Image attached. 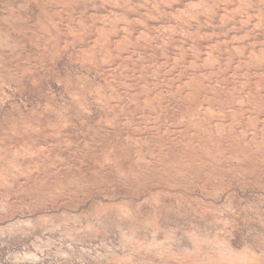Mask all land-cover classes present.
<instances>
[{
  "label": "rangeland",
  "instance_id": "1",
  "mask_svg": "<svg viewBox=\"0 0 264 264\" xmlns=\"http://www.w3.org/2000/svg\"><path fill=\"white\" fill-rule=\"evenodd\" d=\"M210 1L0 0V264H264V0Z\"/></svg>",
  "mask_w": 264,
  "mask_h": 264
},
{
  "label": "bare ground",
  "instance_id": "2",
  "mask_svg": "<svg viewBox=\"0 0 264 264\" xmlns=\"http://www.w3.org/2000/svg\"><path fill=\"white\" fill-rule=\"evenodd\" d=\"M52 1H53V0H52ZM96 1H97V0H96ZM120 1H122V0H120ZM124 1H125V0H124ZM137 1H139V0H137ZM154 1H157V0H154ZM179 1L181 2V4H183V3H185V2L188 1V0H179ZM197 1H198V0H197ZM202 1H203V0H202ZM204 1H205V0H204ZM209 1H210V0H209ZM213 1H214V0H213ZM223 1H224V0H223ZM225 1L228 2V3L226 2V4H231L230 6L232 7V6H233L232 4L235 3V2H236V3L239 2V3L247 4L246 2H247L248 0H225ZM225 1H224V3H225ZM86 2H87V1H86ZM104 2H105V4L107 3L106 1H104ZM104 2H102V3H104ZM109 2H110V1H109ZM109 2H108V3H109ZM113 2H114V1H113ZM117 2H118V1H117ZM133 2H134V1H133ZM133 2H131V3H132V4H135V3H133ZM141 2H142V1H141ZM172 2H173V1H172ZM182 2H183V3H182ZM194 2H195V1H194ZM207 2H208V1H207ZM210 2H211V1H210ZM249 2H250V1H249ZM252 2L254 3V1H252ZM263 2H264V1H263ZM89 3H90V2H88V4H89ZM92 3H94V2H92ZM102 3H101V4H102ZM108 3H107V4H108ZM115 3H116V1H115ZM123 3H124V2H123ZM188 3H189V2H188ZM192 3H193V2H192ZM201 3H202V2H201ZM203 3H204V2H203ZM217 3H218V2H217ZM217 3H216V4H217ZM219 3H220V2H219ZM236 3H235V4H236ZM250 3H251V2H250ZM50 4H51V3H50ZM90 4H91V3H90ZM112 4H113V3H112ZM112 4L109 5V7L111 6L110 9L112 8ZM118 4H119V3H118ZM120 4H121V3H120ZM132 4H131V5H132ZM170 4H171V3H170ZM178 4H180V3H178ZM190 4H191V2H190ZM205 4H206V2H205ZM212 4H213V3H212ZM212 4H211V5H212ZM222 4H223V3H222ZM226 4H225V6H226ZM53 5H54V4H53ZM96 5H97V4H96ZM103 5H104V4H103ZM135 5H136V4H135ZM164 5H165V4H164ZM188 5H189V4H188ZM201 5H202V4H201ZM209 5H210V4H209ZM220 5H221V4H220ZM242 5H243V4H241V6H242ZM249 5H251V4H249ZM252 5H253V4H252ZM263 5H264V4H263ZM50 6H51V5H50ZM62 6H63V5H62ZM66 6H67V5H66ZM84 6H85V5H84ZM104 6H105V5H104ZM106 6H107V5H106ZM115 6H116V4H115ZM170 6H171V5H170ZM180 6H182V5H180ZM180 6H179V7H180ZM205 6H207V5H205ZM205 6H204V7H205ZM225 6H224V8L227 9V7H225ZM238 6H239V5H238ZM241 6L238 7V10L241 9ZM254 6H255V4H254ZM69 7H70V6H69ZM116 7H117V6H116ZM129 7H130V5H129ZM133 7H135V6H133ZM138 7H139V6H138ZM138 7H137V8H138ZM145 7H146V6H145ZM177 7H178V6H177ZM182 7H183V6H182ZM187 7H188V6H187ZM189 7H191V6H189ZM204 7H203V8H204ZM231 7H228V8H231ZM51 8H52V7H51ZM89 8H90V6H89ZM96 8H97V7H96ZM104 8H105V7H104ZM106 8H107V7H106ZM127 8H128V7H127ZM153 8H154V7H153ZM191 8H192V7H191ZM203 8H202V9H203ZM205 8H207V7H205ZM210 8H211V7H209V9H210ZM213 8H214V7H213ZM215 8H216V7H215ZM217 8H218V7H217ZM222 8H223V7H222ZM222 8H220V10H221ZM233 8H234V7H233ZM233 8H231V9H233ZM248 8H249V7H248ZM256 8H257V7H256ZM260 8H261V7H260ZM260 8H259V9H260ZM91 9H92V8H91ZM93 9H94V8H93ZM112 9L114 10V7H113ZM112 9H111V10H112ZM117 9H118V8H117ZM146 9H147V8H146ZM209 9H208V10H209ZM231 9H230V10H231ZM243 9H244V8H243ZM46 10H48V9H46ZM99 10H101V9H99ZM99 10H98V11H99ZM108 10H109V9H108ZM113 10H112V11H113ZM152 10H153V9H151V11H152ZM154 10H155V9H154ZM170 10H172V9H170ZM212 10H215V9H212ZM218 10H219V9H218ZM222 10H224V9H222ZM228 10H229V9H228ZM233 10H234V9H233ZM236 10H237V9H236ZM236 10H234V11H236ZM124 11H125V10H124ZM126 11H127V10H126ZM128 11H129V10H128ZM130 11H131V10H130ZM132 11H133V10H132ZM132 11H131V12H132ZM134 11H135V10H134ZM148 11H149V10H148ZM159 11H161V10H159ZM163 11H164V9H163ZM191 11H192V10H191ZM191 11H189V12H191ZM197 11H198V10H197ZM197 11H196V12H197ZM209 11H210V10H209ZM234 11H233V12H234ZM259 11H260V10H259ZM76 12H78V11H76ZM92 12H93V11H92ZM114 12H115V11H114ZM135 12H136V11H135ZM135 12H133V13H135ZM140 12H141V11H140ZM140 12H139V13H140ZM154 12H155V11H154ZM166 12H168V11H166ZM176 12H177V11H176ZM179 12H180V11H179ZM193 12H194V11H193ZM210 12L213 13V11H210ZM215 12H216V10H215ZM223 12H224V11H223ZM227 12H228V14H230L231 11H230V12L227 11ZM227 12H226V14H227ZM238 12H239V11H238ZM52 13H53V12H52ZM79 13H80V12H79ZM105 13H106V12H105ZM121 13H122V12H121ZM121 13H120V14H121ZM146 13H147V12H146ZM173 13H174V12H173ZM199 13H200V12H199ZM208 13H209V12H208ZM251 13H252V12H251ZM256 13H257V12H256ZM46 14H47V13H46ZM87 14H88V13H87ZM91 14H92V13H91ZM120 14H119V15H120ZM124 14H125V13H124ZM142 14H143V13H142ZM149 14H150V13H149ZM153 14H154V13H153ZM155 14H156V13H155ZM161 14H162V13H161ZM161 14H160V15H161ZM167 14H168V13H167ZM191 14H192V13H191ZM214 14H216V13H214ZM218 14H221V11H220V13H218ZM223 14H224V13H223ZM228 14H227V15H228ZM259 14H260V13H259ZM127 15H128V13H127ZM147 15H148V14H147ZM163 15H165V14H163ZM181 15H182V14H181ZM185 15H186V14H185ZM249 15H250V14H249ZM83 16H85V15H83ZM87 16H88V15H87ZM94 16H95V15H94ZM124 16H125V15H124ZM157 16H158V15H157ZM191 16H192V15H191ZM198 16H199V15H198ZM215 16H216V15H215ZM223 16H224V15H223ZM229 16H231V15H229ZM96 17H97V16H96ZM98 17H99V16H98ZM130 17H132V16H130ZM224 17H225V16H224ZM88 18H89V17H88ZM88 18H87V19H88ZM101 18H102V17H101ZM107 18H108V16H107ZM107 18H106V19H107ZM151 18H152V17H151ZM153 18H155V17H153ZM183 18H184V17H183ZM201 18H203V17H201ZM212 18H213V17H212ZM218 18H219V17H218ZM221 18H222V17H221ZM228 18H230V17H228ZM54 19H55V18H54ZM89 19H90V18H89ZM108 19H109V18H108ZM177 19H178V18H177ZM191 19H192V18H191ZM194 19H195V18H194ZM224 19H227V18H224ZM236 19H237V18H236ZM66 20H67V19H66ZM90 20H91V19H90ZM93 20H95V19H93ZM112 20H113V19H112ZM143 20H144V19H143ZM187 20H188V19H187ZM207 20H208V19H207ZM133 21H134V20H133ZM139 21H140V20H139ZM180 21H181V20H180ZM210 21H211V20H210ZM244 21H245V20H244ZM76 22H77V21H76ZM91 22H92V21H91ZM136 22H137V21H136ZM241 22H242V21H241ZM86 23H87V22H86ZM114 23H115V22H114ZM180 23H181V22H180ZM195 23H196V22H195ZM199 23H200V22H199ZM199 23H198V24H199ZM220 23H221V22H220ZM223 23H224V22H223ZM229 23H230V22H229ZM261 23H262V22H261ZM261 23H260V24H261ZM64 24H65V23H64ZM110 24H111V23H110ZM125 24H126V23H125ZM139 24H140V23H139ZM139 24H138V25H139ZM141 24H142V23H141ZM143 24H145V23H143ZM184 24H185V23H184ZM215 24H216V23H215ZM218 24H219V23H218ZM232 24H233V23H232ZM243 24H244V23H243ZM135 25H136V24H135ZM174 25H175V24H174ZM213 25H214V24H213ZM237 25H238V24H237ZM253 25H254V24H253ZM66 26H67V24H66ZM83 26H84V24H83ZM88 26H89V25H88ZM90 26H92V25H90ZM184 26H185V25H184ZM208 26H209V25H208ZM215 26H216V25H215ZM233 26H234V25H233ZM69 27H70V26H69ZM86 27H87V26H86ZM93 27H94V26H93ZM93 27H92V29H93ZM131 27H132V26H131ZM192 27H193V26H192ZM200 27H201V26H200ZM202 27H203V26H202ZM255 27H256V26H255ZM263 27H264V26H263ZM75 28H76V27H75ZM98 28H99V27H98ZM126 28H127V27H126ZM190 28H191V27H190ZM79 29H80V28H79ZM90 29H91V28H90ZM105 29H106V27H105ZM112 29H114V28L112 27ZM120 29H121V27H120ZM154 29H155V28H154ZM50 30H52V29H50ZM56 30H57V29H56ZM59 30H60V29H59ZM101 30H102V29H101ZM124 30H125V29H124ZM124 30H123V31H124ZM144 30H145V29H144ZM149 30H150V29H149ZM159 30H160V29H159ZM221 30H222V29H221ZM247 30H249V29H247ZM250 30H252V29H250ZM258 30H259V29H258ZM260 30H261V29H260ZM260 30H259V31H260ZM79 31H80V30H79ZM96 31H97V30H96ZM112 31H113V30H112ZM161 31H162V30H161ZM177 31H178V30H177ZM210 31H211V30H210ZM223 31H224V30H223ZM241 31H243V30H241ZM241 31H240V32H241ZM244 31H245V30H244ZM252 31H253V30H252ZM49 32H50V31H49ZM63 32H64V31H63ZM82 32H83V31H82ZM91 32H92V31H91ZM91 32H90V33H91ZM98 32H99V31H98ZM126 32H127V31H126ZM143 32H144V31H143ZM183 32H184V31H183ZM202 32H203V31H202ZM221 32H222V31H221ZM247 32H249V31H247ZM250 32H251V31H250ZM250 32H249V33H250ZM105 33H106V32H105ZM118 33H119V31H118ZM158 33H159V32H158ZM188 33H189V32H188ZM212 33H213V32H212ZM215 33H216V32H215ZM86 34H87V33H86ZM102 34H103V33H102ZM111 34H112V33H111ZM153 34H155V33H153ZM159 34H160V33H159ZM184 34H185V32H184ZM190 34H191V33H190ZM223 34H224V33H223ZM247 34H248V33H247ZM262 34H263V33H262ZM62 35H63V34H62ZM129 35H130V33H129ZM163 35H164V34H163ZM186 35H187V34H186ZM216 35H217V34H216ZM238 35H239V34H238ZM78 36H79V35H78ZM97 36H98V35H97ZM132 36H133V35H132ZM151 36H152V35H151ZM205 36H206V34H205ZM76 37H77V36H76ZM113 37H114V36H113ZM148 37H149V36H147V38H148ZM154 37H155V36H154ZM167 37H168V36H167ZM177 37H178V36H177ZM212 37H213V36H212ZM217 37H218V36H217ZM122 38H123V37H122ZM125 38H126V36H125ZM134 38H135V37H134ZM142 38H143V36H142ZM151 38H152V37H151ZM156 38H157V37H156ZM192 38H193V36H192ZM207 38H208V37H207ZM244 38H245V37H244ZM71 39H73V38H71ZM82 39H83V38H82ZM99 39H100V38H99ZM194 39H195V38H194ZM234 39H235V38H234ZM240 39H241V38H240ZM249 39H250V38H249ZM84 40H85V39H84ZM96 40H97V39H96ZM101 40H102V39H101ZM111 40H112V39H111ZM121 40H122V39H121ZM169 40H171V39H169ZM198 40H199V39H198ZM198 40L196 39V41H198ZM225 40H226V39H225ZM228 40H229V39H228ZM228 40H227V41H228ZM258 40H259V39H258ZM260 40H262V39H260ZM109 41H110V40H109ZM119 41H120V40H119ZM132 41H133V40H132ZM150 41H151V40H150ZM227 41H225V42H227ZM244 41H245V40H244ZM99 42H100V41H99ZM126 42H127V41H126ZM128 42H129V41H128ZM133 42H134V41H133ZM133 42H132V43H133ZM168 42H169V41H168ZM218 42H219V41H218ZM222 42H223V40H222ZM225 42H224V43H225ZM85 43H86V42H85ZM120 43H121V42H120ZM122 43H123V42H122ZM134 43H135V42H134ZM205 43H206V44L208 43L209 45L212 44V43H210V42H205ZM216 43H217V42H216ZM248 43H249V42H248ZM253 43H254V42H253ZM100 44H101V43H100ZM124 44H125V43H124ZM129 44H131V43H129ZM150 44H151V43H150ZM153 44H154V43H153ZM184 44H185V43H184ZM192 44H193V43H192ZM196 44H198V43H196ZM206 44H205V45H206ZM76 45H77V44H76ZM109 45H110V43H109ZM163 45H164V44H163ZM216 45H217V44H216ZM248 45H249V44H248ZM251 45H252V44H251ZM131 46H132V45H131ZM145 46H146V45H145ZM161 46H162V45H161ZM167 46H168V45H167ZM171 46H172V45H171ZM185 46H186V45H185ZM198 46L200 47V49H201V47L204 48V45H203V44H198ZM213 46H214V45H213ZM223 46H224V45H223ZM252 46H253V45H252ZM124 47H125V46H124ZM128 47H129V46H128ZM146 47H147V46H146ZM156 47H157V46H156ZM158 47H159V46H158ZM164 47H165V46H164ZM186 47H187V46H186ZM189 47H190V45H189ZM193 47H194V46H193ZM205 47H206V46H205ZM207 47H209V46H207ZM218 47H219V46H218ZM220 47H221V45H220ZM225 47H226V46H225ZM228 47H230V46H228ZM245 47H246V46H245ZM256 47H257V46H256ZM263 47H264V46H263ZM81 48H82V47H81ZM86 48H87V47H86ZM100 48H101V47H100ZM126 48H127V47H126ZM151 48H152V47H151ZM183 48H184V47H183ZM79 49H80V48H79ZM89 49H90V48H89ZM132 49H133V48H132ZM189 49H190V48H189ZM215 49H216V48H215ZM222 49H223V48H222ZM228 49H229V48H228ZM232 49H233L235 52H236V51H237V52L241 51V47H240V46H237V45H233V46H232ZM128 50H129V49H128ZM148 50H150V49H148ZM203 50H204V49H203ZM207 50H208V49H207ZM207 50H206V51H207ZM212 50H213V49H212ZM229 50H230V49H229ZM233 50H231V51H233ZM242 50H243V49H242ZM132 51H133V50H132ZM198 51H200V50H198ZM206 51H205V52H206ZM210 51H211V50H210ZM224 51H225V50H224ZM234 51H233V52H234ZM243 51H245V48H244ZM246 51H247V50H246ZM260 51H261V50H260ZM102 52H103V51H102ZM104 52H105V51H104ZM207 52H209V51H207ZM212 52H213V51H212ZM226 52H227V51H226ZM93 53H94V52H93ZM178 53H179V52H178ZM192 53H193V52H192ZM194 53H195V52H194ZM198 53H200V52H198ZM213 53H214V52H213ZM216 53H217V52H216ZM219 53H220V52H219ZM239 53H240V52H239ZM246 53H247V52H246ZM256 53H257V52H256ZM86 54H87V53H86ZM88 54H89V53H88ZM100 54H101V53H100ZM110 54H111V53H110ZM113 54H114V53H113ZM148 54H149V53H148ZM186 54L188 55V53H186ZM186 54H184V55H186ZM189 54H190V52H189ZM196 54H197V53H196ZM206 54H207V53H206ZM208 54H209V53H208ZM208 54H207V55H208ZM236 54H238V53H236ZM244 54H245V53H244ZM248 54H249V52H248ZM248 54H247V56H249ZM254 54H255V52H254ZM89 55H90V54H89ZM126 55H127V54H126ZM131 55H132V54H131ZM156 55H157V54H156ZM176 55H177V54H176ZM191 55H192V54H191ZM209 55H210V54H209ZM213 55H214V54H213ZM250 55H251V54H250ZM260 55H261V54H260ZM123 56H124V55H123ZM160 56H161V55H160ZM164 56H165V55H164ZM174 56H175V54H174ZM215 56H216V55H215ZM220 56H221V55H220ZM222 56H223V55H222ZM253 56H254V55H253ZM255 56H256V55H255ZM261 56H262V55H261ZM94 57H95V56H94ZM98 57H99V56H98ZM115 57H116V56H115ZM153 57H154V56H153ZM162 57H163V56H162ZM169 57H170V56H169ZM189 57H190V56H189ZM241 57H242V56H241ZM151 58H152V57H151ZM202 58H203V57H202ZM215 58H216V57H215ZM219 58L221 59V57H219ZM232 58H233V57H232ZM105 59H106V58H105ZM132 59H133V58H132ZM143 59H144V58H143ZM161 59H162V58H161ZM171 59H172V58H171ZM177 59H178V58H177ZM191 59H192V58H191ZM199 59H200V58H199ZM208 59H209V58H208ZM208 59H207V60H208ZM227 59H228V57H227ZM248 59H249V58H248ZM251 59H252V58H251ZM255 59H256V58H255ZM122 60H123V59H122ZM168 60H169V59H168ZM204 60H205V59H204ZM209 60H210V59H209ZM214 60H215V59H214ZM224 60H225V59H224ZM230 60H231V59H230ZM238 60H239V59H238ZM176 61H177V60H176ZM181 61H183V60H181ZM201 61H202V60H201ZM220 61H223V60H219V62H220ZM232 61H235V60H232ZM243 61H244V60H243ZM159 62H160V61H159ZM170 62H171V61H170ZM186 62H188V60H187ZM191 62H192V61H191ZM203 62H204V61H203ZM223 62H224V61H223ZM255 62H256V61H255ZM121 63H122V62H121ZM138 63H139V62H138ZM147 63H148V62H147ZM182 63H183V62H182ZM224 63H225V62H224ZM248 63H249V62H248ZM129 64H130V63H129ZM175 64H177V63L175 62ZM178 64H179V63H178ZM205 64H206V63H205ZM245 64H246V63H245ZM258 64H259V63H258ZM166 65H167V62H166ZM232 65H233V64H232ZM108 66H109V65H108ZM141 66H142V65H141ZM141 66H140V67H141ZM164 66H165V65H164ZM179 66H180V65H179ZM239 66H240V65H239ZM242 66H243V65H242ZM250 66H251V64H250ZM155 67H156V66H155ZM184 67H185V66H184ZM220 67H221V66H220ZM225 67H226V66H225ZM230 67H232V66H230ZM230 67H229V68H230ZM258 67H259V66H258ZM109 68H110V67H109ZM158 68H160V66H159ZM163 68H164V67H163ZM171 68H172V67H171ZM177 68H178V67H177ZM208 68H209V67H208ZM223 68H224V67H223ZM233 68H234V67H233ZM252 68H253V67H252ZM261 68H262V67H261ZM110 69H113V68H110ZM165 69H166V68H165ZM165 69H164V70H165ZM172 69H174V68H172ZM180 69H181V67H180ZM185 69H186V68H185ZM191 69H192V68H191ZM199 69H200V68H199ZM226 69H227V68H226ZM246 69H247V68H246ZM262 69H263V68H262ZM122 70H123V69H122ZM138 70H139V69H138ZM148 70H149V69H148ZM158 70H159V69H158ZM164 70H163V71H164ZM169 70H170V69H169ZM183 70H184V69H183ZM256 70H257V69H256ZM263 70H264V69H263ZM132 71H133V70H132ZM143 71H144V70H143ZM155 71H156V69H155ZM175 71H176V70H175ZM178 71H179V70H178ZM227 71H228V70H227ZM240 71H241V70H240ZM106 72H107V71H106ZM106 72H105V73H106ZM109 72H110V71H109ZM144 72H145V71H144ZM153 72H154V71H153ZM198 72H199V71H198ZM206 72H207V71H206ZM235 72H236V71H235ZM237 72H238V71H237ZM242 72H243V71H242ZM262 72H263V71H262ZM142 73H143V72H142ZM147 73H148V72H147ZM158 73H159V72H158ZM187 73H188V72H187ZM240 73H241V72H240ZM240 73H239V74H240ZM247 73H248V72H247ZM251 73H253V72H251ZM122 74H123V73H122ZM128 74H129V73H128ZM143 74H144V73H143ZM151 74H152V73H151ZM159 74H160V73H159ZM188 74H189V73H188ZM239 74H238V75H239ZM110 75H111V74H110ZM124 75H125V74H124ZM242 75H243V74H242ZM246 75H247V74H246ZM255 75H256V74H255ZM162 76H163V74H162ZM169 76H170V75H169ZM179 76H180V75H179ZM209 76H210V75H209ZM213 76H214V75H213ZM224 76H225V74H224ZM234 76H235V75H234ZM240 76H241V75H240ZM110 77H111V76H110ZM134 77H135V76H134ZM180 77H181V76H180ZM257 77H258V76H257ZM161 78H162V77H161ZM181 78H182V77H181ZM193 78H194V77H193ZM200 78H201V77H200ZM221 78H222V77H221ZM240 78H241V77H240ZM240 78H239V79H240ZM258 78H259V77H258ZM261 78H262V77H261ZM176 79H177V78H176ZM243 79H244V78H243ZM252 79H253V78H252ZM157 80H158V79H157ZM162 80H163V79H162ZM169 80H170V79H169ZM246 80H247V79H246ZM262 80H263V79H262ZM174 81H176V80H174ZM177 81H178V80H177ZM177 81H176V82H177ZM213 81H214V80H213ZM217 81H218V80H217ZM222 81H223V80H222ZM225 81H226V80H225ZM252 81H253V80H252ZM162 82H163V81H162ZM201 82H202V81H201ZM204 82H205V81H204ZM234 82H235V81H234ZM240 82H241V81H240ZM242 82H243V81H242ZM246 82H247V81H246ZM253 82H254V81H253ZM159 83H160V82H159ZM169 83H170V82H169ZM185 83H186V82H185ZM196 83H197V82H196ZM211 83H212V82H211ZM215 83H216V82H215ZM220 83H221V82H220ZM255 83H256V82H255ZM255 83H254V85H255ZM257 83H258V82H257ZM152 84H153V83H152ZM197 84H198V83H197ZM218 84H219V83L217 82L216 85H218ZM235 84H236V83H235ZM241 84H242V83H241ZM244 84H245V83H244ZM250 84H251V83H250ZM164 85H165V84H164ZM169 85H170V84H169ZM177 85H178V84H177ZM198 85H199V84H198ZM225 85H226V84H225ZM262 85H263V84H262ZM137 86H138V85H137ZM141 86H142V85H141ZM149 86H150V85H149ZM166 86H167V85H166ZM166 86H165V87H166ZM173 86H174V85H173ZM201 86H202V85H201ZM212 86H213V85H212ZM237 86H238V85H237ZM245 86H246V85H245ZM249 86H250V85H249ZM258 86H259V85H258ZM168 87H169V86H168ZM185 87H186V86H185ZM193 87H194V86H193ZM216 87H217V86H216ZM255 87H256V86H255ZM262 87H263V86H262ZM147 88H148V87H147ZM154 88H155V87H154ZM180 88H181V87H180ZM205 88H206V87H205ZM217 88H218V87H217ZM223 88H224V87H223ZM226 88H227V87H226ZM229 88H230V87H229ZM232 88H233V87H232ZM169 89H170V88H169ZM191 89H192V88H191ZM209 89H210V88H208V90H209ZM246 89H247V88H246ZM143 90H144V89H143ZM189 90H190V89H189ZM204 90H205V89H204ZM204 90H202V91H204ZM208 90H207V91H208ZM211 90H212V89H211ZM213 90H214V89H213ZM215 90H216V88H215ZM251 90H252V89H251ZM151 91H152V90H151ZM154 91H155V90H154ZM183 91H184V90H183ZM236 91H237V90H236ZM252 91H254V90H252ZM180 92H181V91H180ZM180 92H179V93H180ZM196 92H197V91H196ZM249 92H250V91H249ZM149 93H150V92H149ZM175 93H176V92H175ZM175 93H174V94H175ZM203 93H204V92H203ZM206 93H207V92H206ZM233 93H234V92H232V94H233ZM254 93H255V92H254ZM258 93H259V92H258ZM162 94H163V93H162ZM180 94H181V93H180ZM223 94H224V93H223ZM229 94H230V93H229ZM250 94H251V93H250ZM255 94H256V93H255ZM155 96H156V95H155ZM186 96H187V95H186ZM186 96H185V97H186ZM194 96H195V95H194ZM210 96H211V95H210ZM210 96H208V97H210ZM230 96H231V95H230ZM236 96H237V95H236ZM254 96H255V95H254ZM258 96H259V95H258ZM178 97H179V96H178ZM211 97H212V96H211ZM221 97H222V95H221ZM159 98H160V97H159ZM169 98H170V97H169ZM169 98H168V99H169ZM197 98H198V97H197ZM203 98H204V97H203ZM232 98H233V97H232ZM238 98H239V96H238ZM247 98H248V97H247ZM133 99H134V98H133ZM178 99H179V98H178ZM226 99H227V98H226ZM165 100H166V99H165ZM242 100H243V99H242ZM251 100H252V99H251ZM251 100H250V101H251ZM150 101H151V100H150ZM167 101H168V100H167ZM167 101H166V102H167ZM186 101H187V100H186ZM209 101H210V100H209ZM213 101H214V100H213ZM217 101H218V100H217ZM229 101H231V100H229ZM250 101H249V102H250ZM171 102H172V101H171ZM178 102H179V101H178ZM180 102H181V101H180ZM182 102H183V101H182ZM189 102H190V101H189ZM210 102H211V101H210ZM231 102H232V101H231ZM175 103H176V102H175ZM190 103H191V102H190ZM201 104H202V103H201ZM218 104H219V103H218ZM238 104H239V103H238ZM160 105H161V104H160ZM220 105H221V104H220ZM245 105H247V104H245ZM192 106H193V105H192ZM213 106H214V105H213ZM215 106H216V105H215ZM258 106H259V105H258ZM137 107H138V106H137ZM172 107H173V106H172ZM189 107H191V105H190ZM233 107H234V106H233ZM248 107H249V106H248ZM259 107H261V106H259ZM148 108H149V107H148ZM169 108H170V107H169ZM191 108H192V107H191ZM207 108H208V107H207ZM156 109H157V108H156ZM185 109H186V108H185ZM185 109H184V110H185ZM213 109H214V108H213ZM216 109H217V108H215V110H216ZM235 109L237 110V108H235ZM189 110H190V109H189ZM197 110H198V109H197ZM197 110H196V111H197ZM223 110H224V109H223ZM241 110H242V108H241ZM191 111H192V110H191ZM217 111H218V110H217ZM261 111H262V110H261ZM166 112H167V111H166ZM168 112H169V111H168ZM186 112H187V111H186ZM251 112H252V111H251ZM150 113H152V112H150ZM181 113H182V112H181ZM222 113H223V112H222ZM259 113H260V112H259ZM259 113H258V115H259ZM228 114H229V113H228ZM156 115H157V114H156ZM206 115H207V114H206ZM225 115H226V114H225ZM159 116H160V115H159ZM159 116H158V117H159ZM237 116H239V115H237ZM256 116H257V115H256ZM205 117H206V116H205ZM235 118H236V117H235ZM238 118H239V117H238ZM213 119H215V118H213ZM221 119H222V118H221ZM161 120H162V119H161ZM164 121H165V120H164ZM167 121H168V120H167ZM241 121H242V120H241ZM243 121H244V120H243ZM159 122H160V121H159ZM179 122H180V121H179ZM181 122H182V121H181ZM218 122H219V121H218ZM234 122H235V121H234ZM215 123H216V122H215ZM228 123H230V122H228ZM237 123H238V121H237ZM210 124H211V123H210ZM246 124H247V123H246ZM254 124H255V123H254ZM153 125H154V124H153ZM176 125H178V124H176ZM221 125H222V124H221ZM224 125H225V124H224ZM233 125H234V124H233ZM174 126H175V125H174ZM230 126H231V125H230ZM167 127H168V126H167ZM172 127H173V126H172ZM183 127H185V126H183ZM233 127H234V126H233ZM252 127H253V126H252ZM176 128H178V127H176ZM205 128H206V127H205ZM221 128H222V127H221ZM234 128H236V127H234ZM162 129H163V128H162ZM179 129H180V128H179ZM206 129H207V128H206ZM210 129H211V128H210ZM224 129H227V128L225 127ZM262 129H263V128H262ZM262 129H261V130H262ZM190 130H191V129H190ZM220 130H221V129H220ZM231 130H232V129H231ZM235 130H236V129H235ZM227 131H228V130H227ZM233 131H234V130H233ZM251 131H252V130H251ZM258 131L260 132V130H258ZM164 132H165V131H164ZM177 132H178V131H177ZM197 132H198V131H197ZM213 132H214V131H213ZM169 133H170V132H169ZM172 133H173V132H172ZM198 133H199V132H198ZM218 133H219V132H218ZM231 133H232V132H231ZM231 133H230V134H231ZM252 133H253V132H252ZM261 133H263V131H262ZM180 134H181V133H180ZM189 134H190V133H189ZM201 134H202V133H201ZM215 134H216V133H215ZM224 134H225V133H224ZM250 134H251V133H250ZM169 135H170V134H169ZM185 135H186V134H185ZM194 135H195V134H194ZM237 135H238V134H237ZM240 135H241V134H240ZM259 135H261V134H259ZM179 136H180V135H179ZM182 136H183V135H182ZM192 136H193V135H192ZM224 136H225V135H224ZM233 136H234V135H233ZM238 136H239V135H238ZM250 136H252V135H250ZM187 137H188V136H187ZM214 137H215V136H214ZM244 137H245V136H244ZM207 138H208V137H207ZM211 138H212V137H211ZM245 138H246V137H245ZM258 138H259V137H258ZM171 139H172V138H171ZM209 139H210V138H209ZM241 139H242V138H241ZM260 139H261V138H260ZM174 140H175V139H174ZM198 140H199V139H198ZM212 140H213V139H212ZM234 140H235V139H234ZM242 140H243V139H242ZM242 140H241V141H242ZM262 140H263V139H262ZM171 141H172V140H171ZM194 141H195V140H194ZM217 141H218V140H217ZM245 141H246V140H245ZM252 141H253V140H252ZM258 141H259V140H258ZM182 142H183V141H182ZM208 142H209V141H208ZM219 142H220V141H219ZM223 142H224V141H223ZM225 142H226V141H225ZM179 143H181V142H179ZM193 143H194V142H193ZM205 143H206V142H205ZM236 143H237V142H236ZM239 143H240V142H239ZM243 143H244V142H243ZM251 143H252V142H251ZM174 144H175V143H174ZM195 144H196V143H195ZM202 144H203V143H202ZM181 145H182V144H181ZM183 145H184V144H183ZM185 145H186V144H185ZM192 145H193V144H192ZM214 145H215V144H214ZM239 145H240V144H239ZM247 145H248V144H247ZM250 145H251V144H250ZM175 146L177 147V145H175ZM200 146H202V145H200ZM220 146H221V145H220ZM236 146H237V145H236ZM183 147H184V146H183ZM214 147H215V146H214ZM242 147H243V146H242ZM244 147H245V146H244ZM224 148H226V147H224ZM233 148H234V147H233ZM192 149H193V148H192ZM208 149H209V148H208ZM198 150H199V149H198ZM219 150H220V149H219ZM243 150H244V149H243ZM179 151H180V150H179ZM189 151H190V150H189ZM222 151H223V150H222ZM239 151H240V150H239ZM191 152H192V151H191ZM197 152H198V151H197ZM205 152H206V150H205ZM241 152H242V150H241ZM243 152H244V151H243ZM193 153H194V152H193ZM164 154H165V153H164ZM200 154H201V153H200ZM203 154H204V153H203ZM213 154H214V153H213ZM241 154H242V153H241ZM244 154H245V153H244ZM224 155H225V154H224ZM203 156H204V155H203ZM228 156H229V155H228ZM237 156H238V155H237ZM168 157H169V156H168ZM200 157H201V156H200ZM189 158H191V157L189 156ZM201 158H202V157H201ZM176 159H177V158H176ZM212 159H213V158H212ZM222 159H223V158H222ZM233 159H234V158H233ZM11 160H12V159H11ZM190 160H191V159H190ZM213 161H214V160H213ZM9 164H10V163H9ZM9 164H8V165H9ZM2 166H3V165H2ZM11 168H12V167H11ZM13 172H14V171H13ZM164 172H165V171H164ZM243 259H244V258H243ZM239 260H241V259H239ZM241 261H242V260H241ZM245 262H246V261H245ZM245 262H243V263H245ZM241 263H242V262H241ZM247 263H248V262H247ZM245 264H246V263H245Z\"/></svg>",
  "mask_w": 264,
  "mask_h": 264
}]
</instances>
